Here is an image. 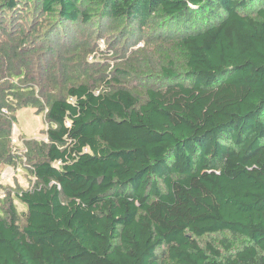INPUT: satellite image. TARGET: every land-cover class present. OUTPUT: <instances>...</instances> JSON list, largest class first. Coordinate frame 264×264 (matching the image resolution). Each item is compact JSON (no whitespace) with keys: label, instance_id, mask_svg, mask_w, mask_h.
Returning a JSON list of instances; mask_svg holds the SVG:
<instances>
[{"label":"trees","instance_id":"obj_1","mask_svg":"<svg viewBox=\"0 0 264 264\" xmlns=\"http://www.w3.org/2000/svg\"><path fill=\"white\" fill-rule=\"evenodd\" d=\"M0 165L32 178L0 184V264H264V0H0Z\"/></svg>","mask_w":264,"mask_h":264},{"label":"rangeland","instance_id":"obj_2","mask_svg":"<svg viewBox=\"0 0 264 264\" xmlns=\"http://www.w3.org/2000/svg\"><path fill=\"white\" fill-rule=\"evenodd\" d=\"M24 20V19H23ZM112 29H106L105 31L98 32L96 27L93 30H89L91 37V46L92 52L87 58V62H89L91 69L94 74L97 75L96 78H108L112 79L116 77L119 72L116 71V68H121L122 72V83H125L131 89H134L137 92H140L141 86L143 83V78L137 77L140 76V72H135L131 70L129 67L125 66L127 61L125 60V56L120 58H114V51L112 42L114 38H110ZM79 34L82 37H86L84 34V30L80 27ZM101 34V35H100ZM94 41V44H92ZM143 41L140 40L136 48L142 47ZM127 53H129L127 51ZM126 54V53H125ZM143 59L146 56L143 54L141 56ZM126 70V71H125ZM43 83L46 82L47 79H44V76L41 77ZM16 122L12 125L11 130V146L12 152L14 154L23 155L24 140H45L44 131L46 129V124L44 122V117L42 113H38L35 108H22L15 113ZM24 163V162H23ZM32 178L29 176L27 171L23 169L22 166H10V165H0V184L2 187H16L20 186L22 188H29ZM16 204V208L18 211L23 210V206L18 202ZM228 234L216 233L202 237L199 241L201 244L205 242H215L220 244L222 239H229ZM239 243L234 242V248H239Z\"/></svg>","mask_w":264,"mask_h":264},{"label":"built area","instance_id":"obj_3","mask_svg":"<svg viewBox=\"0 0 264 264\" xmlns=\"http://www.w3.org/2000/svg\"><path fill=\"white\" fill-rule=\"evenodd\" d=\"M2 112L5 114L6 113V111L5 110H2Z\"/></svg>","mask_w":264,"mask_h":264}]
</instances>
